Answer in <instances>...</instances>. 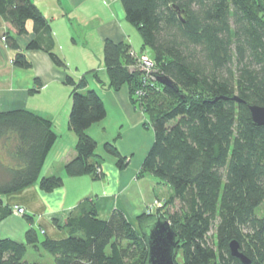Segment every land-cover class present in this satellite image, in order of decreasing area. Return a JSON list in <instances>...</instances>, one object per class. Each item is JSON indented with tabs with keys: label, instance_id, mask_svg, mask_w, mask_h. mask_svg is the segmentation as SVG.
Masks as SVG:
<instances>
[{
	"label": "trees",
	"instance_id": "1",
	"mask_svg": "<svg viewBox=\"0 0 264 264\" xmlns=\"http://www.w3.org/2000/svg\"><path fill=\"white\" fill-rule=\"evenodd\" d=\"M127 21L135 25L150 49L155 75L171 77L179 90L158 79L138 95L141 72L131 65L136 58L126 42H104L108 87L127 85L131 101L147 115L155 138L138 176L147 172L172 188L180 207L165 215L157 208L137 216L135 228L124 211L115 208L102 219L92 198H84L64 223L68 237L40 235L33 216L26 243L0 240V264H47L24 259L29 246L44 248L55 264H146L145 225L166 219L177 231L175 264H244L230 251L239 240L250 264H264V125L251 118L249 105H264L263 0H121ZM0 15L16 34L28 32L32 20L37 35L48 33L49 22L33 0H0ZM43 46L37 37L26 49H44L59 67L65 62L54 51V40ZM18 67L30 68L26 51L13 35L6 36ZM139 52V53H141ZM96 81L105 84L99 71ZM69 125L78 136L77 154L65 169L75 176L99 177L97 141L87 129L106 117L100 95L88 87L86 77L75 79ZM238 95L241 103L232 99ZM52 121L38 114L12 110L0 114V222L12 213L4 195L35 185L52 191L64 184L59 175L40 177L57 141ZM124 169L128 157L105 144ZM40 177V178H39ZM166 202L163 208H167ZM160 209L163 210V208ZM165 213H168L167 211ZM216 229L212 240L210 232Z\"/></svg>",
	"mask_w": 264,
	"mask_h": 264
},
{
	"label": "crops",
	"instance_id": "2",
	"mask_svg": "<svg viewBox=\"0 0 264 264\" xmlns=\"http://www.w3.org/2000/svg\"><path fill=\"white\" fill-rule=\"evenodd\" d=\"M33 1L48 19V33L38 36L30 20L26 25L28 32L18 35L0 15V114L26 109L52 121L58 138L40 177L60 175L64 184L46 192L37 179L35 185L4 195V203L12 208V213L0 222V240L10 238L23 244L31 225L27 215L33 216L41 236L61 240L68 237L66 219L84 198L95 200L102 219L109 218L118 208L134 221L172 190L151 173L138 176L155 133L145 111L131 101L127 85L119 90L108 87L104 42L123 41L137 53L144 47L136 26L127 21L121 0ZM8 34L26 51L30 68H20L13 62L15 51L2 40ZM50 36L54 51L65 62L64 68L57 66L46 50L26 49L36 37L44 47L50 45ZM98 71L104 85L94 78ZM67 75L75 79L86 77L87 89H94L105 104L106 117L86 131L97 141L96 158L101 168L97 178L71 175L65 169L77 154L78 140L69 125L74 86L66 82ZM107 143H114L121 155L128 157L124 169L118 168L117 157L106 151ZM16 207L24 208V212L19 213Z\"/></svg>",
	"mask_w": 264,
	"mask_h": 264
},
{
	"label": "water",
	"instance_id": "3",
	"mask_svg": "<svg viewBox=\"0 0 264 264\" xmlns=\"http://www.w3.org/2000/svg\"><path fill=\"white\" fill-rule=\"evenodd\" d=\"M264 2V0H263ZM159 82L164 86L175 88L179 90L177 85L171 77L167 75L157 76ZM232 99L241 103V99L238 95L233 94ZM251 118L257 125H264V105L251 104L249 105ZM146 243H148V258L146 264H175L176 259V247H177V231L174 230L170 221L166 219H155L145 225ZM231 254L239 258L244 264H250L251 258L241 250L239 240H232L230 242Z\"/></svg>",
	"mask_w": 264,
	"mask_h": 264
},
{
	"label": "rangeland",
	"instance_id": "4",
	"mask_svg": "<svg viewBox=\"0 0 264 264\" xmlns=\"http://www.w3.org/2000/svg\"><path fill=\"white\" fill-rule=\"evenodd\" d=\"M149 54L152 56V51L150 49H148ZM103 65H104V59H103ZM107 72V71H106ZM158 199V198H157ZM166 202H170L169 205L167 206V208H163L162 206H164V204ZM155 207H151L150 209H148V211L150 210L151 212H156V208H159V210L164 211L162 212V214H169L170 211H176L178 210V208L180 207V203L179 201L173 197V190H169L168 194H164V197H160L158 201L155 202ZM160 207L163 208L160 209ZM168 213H165V212ZM257 213L259 215H264V205H259V207L257 208ZM135 224V228L137 230H141L142 226L139 225L136 221H133ZM215 227L212 228V231L210 232L211 238L213 241L216 242V239L214 237V233L216 231V229H214ZM28 253L26 254V256L24 257L25 260L27 261H31V262H44L47 264H55L54 259H52V256H50V254H48L46 252V250L42 247H40V249L34 248L33 246H29L28 248ZM178 253V258L177 260L179 262H181L182 260V253L177 252Z\"/></svg>",
	"mask_w": 264,
	"mask_h": 264
},
{
	"label": "built area",
	"instance_id": "5",
	"mask_svg": "<svg viewBox=\"0 0 264 264\" xmlns=\"http://www.w3.org/2000/svg\"><path fill=\"white\" fill-rule=\"evenodd\" d=\"M2 40L7 41L5 36L2 38ZM131 55L136 58L134 64L131 65V68L139 70L142 73L141 79L143 84L141 89L137 91L138 95H142L145 93V88L153 83L154 80L158 79L154 74L156 71L155 60L148 51H142L141 53L131 51ZM16 210L19 213L24 212V208L22 207H16Z\"/></svg>",
	"mask_w": 264,
	"mask_h": 264
}]
</instances>
